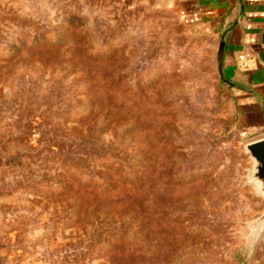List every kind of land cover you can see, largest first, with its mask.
Masks as SVG:
<instances>
[{"label":"rangeland","instance_id":"rangeland-1","mask_svg":"<svg viewBox=\"0 0 264 264\" xmlns=\"http://www.w3.org/2000/svg\"><path fill=\"white\" fill-rule=\"evenodd\" d=\"M228 67L166 0H0V264H264Z\"/></svg>","mask_w":264,"mask_h":264},{"label":"crops","instance_id":"crops-1","mask_svg":"<svg viewBox=\"0 0 264 264\" xmlns=\"http://www.w3.org/2000/svg\"><path fill=\"white\" fill-rule=\"evenodd\" d=\"M166 1L188 27L219 43L235 77L238 125L264 138V0Z\"/></svg>","mask_w":264,"mask_h":264},{"label":"water","instance_id":"water-1","mask_svg":"<svg viewBox=\"0 0 264 264\" xmlns=\"http://www.w3.org/2000/svg\"><path fill=\"white\" fill-rule=\"evenodd\" d=\"M246 152L253 161V166L249 171L250 185L256 189L259 196L264 198V138L248 143ZM262 234H264V213L252 225L253 244Z\"/></svg>","mask_w":264,"mask_h":264},{"label":"trees","instance_id":"trees-1","mask_svg":"<svg viewBox=\"0 0 264 264\" xmlns=\"http://www.w3.org/2000/svg\"><path fill=\"white\" fill-rule=\"evenodd\" d=\"M230 75V74H229Z\"/></svg>","mask_w":264,"mask_h":264}]
</instances>
